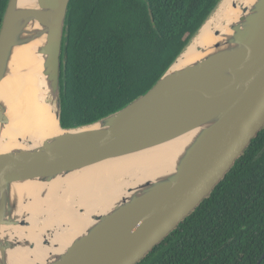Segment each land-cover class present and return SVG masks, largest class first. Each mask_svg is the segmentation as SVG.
<instances>
[{
	"label": "water",
	"instance_id": "1",
	"mask_svg": "<svg viewBox=\"0 0 264 264\" xmlns=\"http://www.w3.org/2000/svg\"><path fill=\"white\" fill-rule=\"evenodd\" d=\"M224 1L147 92L64 129L61 54L70 0H8L0 23V264H138L211 195L264 128V0H236L237 12L212 30L213 40L185 55ZM28 74L39 75L58 122L49 137L9 134L7 81ZM172 142L180 146L166 163L109 203L93 211L67 205L88 224L70 241H53L66 227H45L50 203L70 198L67 179Z\"/></svg>",
	"mask_w": 264,
	"mask_h": 264
},
{
	"label": "trees",
	"instance_id": "2",
	"mask_svg": "<svg viewBox=\"0 0 264 264\" xmlns=\"http://www.w3.org/2000/svg\"><path fill=\"white\" fill-rule=\"evenodd\" d=\"M7 2L0 0V23ZM218 2L70 0L61 127L95 122L147 92ZM263 253L264 128L211 195L138 264H257Z\"/></svg>",
	"mask_w": 264,
	"mask_h": 264
},
{
	"label": "bare ground",
	"instance_id": "3",
	"mask_svg": "<svg viewBox=\"0 0 264 264\" xmlns=\"http://www.w3.org/2000/svg\"><path fill=\"white\" fill-rule=\"evenodd\" d=\"M235 1L225 0L221 4L216 17L207 22L200 37L189 46L185 53L187 57L193 55L196 45L206 44L213 40L212 30L218 28L221 21L237 12L232 6ZM22 57L28 61L33 59V55H29L28 52H23ZM7 86L11 91L10 136H29L34 140L49 137L57 132L58 122L52 108L46 103V93L40 89L41 81L38 74L15 76L7 81ZM179 146L180 142H172L109 159L86 169L76 177L67 179V194L70 198L54 200L50 203L53 209L45 227L48 228L54 224L66 227L60 233L55 234L53 241L57 243L70 241L88 224V216L81 215L75 209L65 208L67 205L81 204L93 211L98 204L101 203L100 206H103L109 203L120 193L125 184L138 183L152 169L166 163ZM58 188L59 184L56 183L53 189Z\"/></svg>",
	"mask_w": 264,
	"mask_h": 264
}]
</instances>
